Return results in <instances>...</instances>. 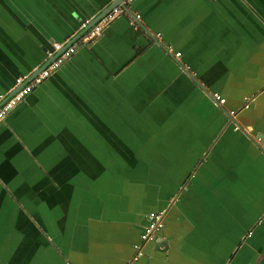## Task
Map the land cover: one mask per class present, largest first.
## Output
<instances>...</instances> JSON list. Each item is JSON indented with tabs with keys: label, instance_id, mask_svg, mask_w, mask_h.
I'll use <instances>...</instances> for the list:
<instances>
[{
	"label": "crops",
	"instance_id": "0c3cea01",
	"mask_svg": "<svg viewBox=\"0 0 264 264\" xmlns=\"http://www.w3.org/2000/svg\"><path fill=\"white\" fill-rule=\"evenodd\" d=\"M111 1L0 0V98ZM122 2L0 122V264H264V0Z\"/></svg>",
	"mask_w": 264,
	"mask_h": 264
},
{
	"label": "built area",
	"instance_id": "2783aa9c",
	"mask_svg": "<svg viewBox=\"0 0 264 264\" xmlns=\"http://www.w3.org/2000/svg\"><path fill=\"white\" fill-rule=\"evenodd\" d=\"M123 2L117 6H114L109 11L100 16L91 26L88 27L90 20L86 19L81 23V31L76 38L68 43H54L52 50L47 53V61L42 65L40 70L29 78L19 76L15 79L16 90L9 96H1L0 98V122L6 116V114L12 110L24 97L46 77L52 74L57 68L68 59L77 49V46H82L94 41L99 35L100 31L118 14L123 12ZM134 18H139V15H135ZM180 53L175 52V56ZM25 79V80H24ZM214 101L217 104H222L224 98L217 93H212ZM163 212L162 211H150L146 216V223L143 226V230L140 237L143 241L156 240L157 232L162 228Z\"/></svg>",
	"mask_w": 264,
	"mask_h": 264
},
{
	"label": "water",
	"instance_id": "95a60500",
	"mask_svg": "<svg viewBox=\"0 0 264 264\" xmlns=\"http://www.w3.org/2000/svg\"><path fill=\"white\" fill-rule=\"evenodd\" d=\"M122 3V0H112L111 1V3L108 5V10L109 9H111V8H113L114 6H117V5H119V4H121ZM104 13H101L99 16L97 15L95 18H93V19H91L90 20V23H89V25H88V27L89 26H91L100 16H102ZM75 38H73V39H71L70 40V42H72L73 40H74ZM69 42V43H70ZM66 45V44H65ZM39 70H40V68H39ZM16 87H18V86H16ZM15 90H16V88H15ZM13 92H10V93H8V95L7 96H9L10 94H12ZM0 103H1V101H0Z\"/></svg>",
	"mask_w": 264,
	"mask_h": 264
}]
</instances>
